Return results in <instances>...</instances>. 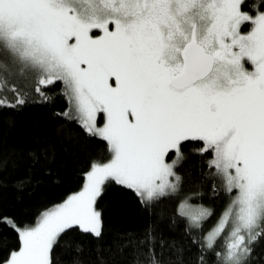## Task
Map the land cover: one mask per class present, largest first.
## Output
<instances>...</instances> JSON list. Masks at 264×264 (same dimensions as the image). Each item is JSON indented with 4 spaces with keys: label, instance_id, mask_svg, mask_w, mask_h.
<instances>
[{
    "label": "snow or ice",
    "instance_id": "snow-or-ice-1",
    "mask_svg": "<svg viewBox=\"0 0 264 264\" xmlns=\"http://www.w3.org/2000/svg\"><path fill=\"white\" fill-rule=\"evenodd\" d=\"M57 82L67 108L54 115L106 141L109 158L93 160L81 190L34 226L0 213L17 238L0 229V264H61L57 249L82 264L72 234L102 237L98 198L108 182L131 190L149 215L185 221L194 264H253L264 241V0H0V107L34 95L52 102ZM191 155L202 158L198 187L211 181L213 196H229L206 233L213 209L191 202L201 192L184 193ZM163 201H175L171 215ZM156 228L154 220L135 244L121 237L113 256L136 247L133 264H163L165 251L170 264H193Z\"/></svg>",
    "mask_w": 264,
    "mask_h": 264
},
{
    "label": "trees",
    "instance_id": "trees-1",
    "mask_svg": "<svg viewBox=\"0 0 264 264\" xmlns=\"http://www.w3.org/2000/svg\"><path fill=\"white\" fill-rule=\"evenodd\" d=\"M242 29L247 30L249 27L245 28L243 25ZM61 87L57 82L48 89L56 94L52 102H41L40 98L34 95L33 102L23 107H0V157L7 162V166L0 170V213L15 218L20 224L34 225L41 213L63 202L70 194L80 191L91 162L109 158L106 141L99 137H90L75 122L70 123L54 115L55 112H62L67 108L65 97L59 94ZM7 95L13 98L12 93ZM193 147L199 145H188V148ZM201 161L200 156L191 155L181 172L188 174L184 193H202L199 199L194 198L191 202L203 204L214 211L203 223V232L206 233L217 223L229 203V196L223 192L213 196L210 190L211 181H206L203 186L198 187L201 179ZM22 179L28 182L22 189L17 188V182ZM232 195L234 196L235 192ZM162 203L171 215L175 201ZM98 206L103 214L102 237L95 239L91 235L72 234L83 242L82 264H100L98 256L104 258L105 264H133L137 248L130 247L125 249L122 255L116 253L113 256L115 244L122 243L120 238L127 239L129 234L135 238L134 244L135 241L145 238L148 226L154 220L157 222V238L162 234L165 241L182 242L188 249L184 260L194 264L198 253L196 246L184 235L185 221H179L172 226L167 218L159 220L156 216L149 215L131 190L115 182L106 183L101 197L98 198ZM0 229L4 230L10 243H17L16 234L12 229L2 224ZM69 238L66 236L64 239ZM61 243L63 244V241ZM97 249L101 251L97 253ZM108 249L112 251L109 252ZM139 251L147 253L148 248L145 246ZM160 251L157 240L158 255ZM57 252L61 257V264H70L73 253L64 249H57ZM3 255L4 252L0 251V256ZM255 256L253 264H264V241L255 249ZM160 258L163 264H170V261L175 260L174 254L169 251H165ZM141 260L143 261V257Z\"/></svg>",
    "mask_w": 264,
    "mask_h": 264
},
{
    "label": "rangeland",
    "instance_id": "rangeland-1",
    "mask_svg": "<svg viewBox=\"0 0 264 264\" xmlns=\"http://www.w3.org/2000/svg\"><path fill=\"white\" fill-rule=\"evenodd\" d=\"M245 26V28H248L249 27V29H247V30H244V29H242V32H244V33H247L248 31H250L251 30V28H252V25L251 24H247V25H244ZM242 28H243V25H242ZM245 68L247 69V70H249V71H251V70H253V66L250 64V63H248V62H245ZM113 86H115V84H113ZM130 119H131V117H130ZM98 120H99V117H98ZM98 126H102V125H98ZM45 212V211H44ZM35 225V224H34ZM33 225V226H34Z\"/></svg>",
    "mask_w": 264,
    "mask_h": 264
}]
</instances>
